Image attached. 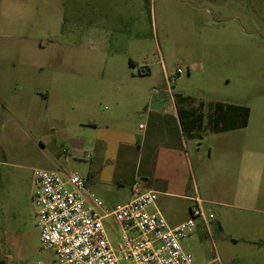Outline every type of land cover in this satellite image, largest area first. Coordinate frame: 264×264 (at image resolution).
I'll return each mask as SVG.
<instances>
[{"label": "rangeland", "instance_id": "rangeland-1", "mask_svg": "<svg viewBox=\"0 0 264 264\" xmlns=\"http://www.w3.org/2000/svg\"><path fill=\"white\" fill-rule=\"evenodd\" d=\"M165 77L174 78V96L202 112L201 138L185 140L190 176L186 171L183 182L189 188L191 177L206 213L224 217L222 232L207 234L198 223L182 249L194 264H237V255L244 264L260 263L244 239L246 224L262 219L220 206L228 203L219 197L230 182L229 166L225 174L218 170L214 149L226 141L238 148L248 139L263 154L254 164L262 191L256 205H263L264 0H0L4 264H59L40 242L30 202L34 169L78 174L90 193L103 188L116 205L127 202L145 163L142 115L170 104ZM216 102L251 110L248 127L231 133L232 140L209 130ZM87 119L97 126L80 128ZM156 203L166 219L187 215L188 202L179 197L159 193ZM103 223L115 246L113 218Z\"/></svg>", "mask_w": 264, "mask_h": 264}, {"label": "built area", "instance_id": "built-area-1", "mask_svg": "<svg viewBox=\"0 0 264 264\" xmlns=\"http://www.w3.org/2000/svg\"><path fill=\"white\" fill-rule=\"evenodd\" d=\"M173 81L165 77L169 96ZM156 200V192L134 181L130 200L109 210L88 191L86 177L41 168L32 172L30 202L40 242L59 264H194L180 243L198 223L209 234L212 214L194 197L188 219L169 227L164 217L148 211ZM107 217L118 228L115 246L104 227Z\"/></svg>", "mask_w": 264, "mask_h": 264}, {"label": "crops", "instance_id": "crops-1", "mask_svg": "<svg viewBox=\"0 0 264 264\" xmlns=\"http://www.w3.org/2000/svg\"><path fill=\"white\" fill-rule=\"evenodd\" d=\"M40 97L43 99V101H47L49 98L47 94L45 95L41 93ZM169 98V105L165 106L164 104V106H162L160 109H148L145 111V114L142 115L144 119V136L141 142V158L143 159L144 157L145 163L144 167L142 168V172L138 173V179L142 184L141 187L145 190H152L157 194L160 193L172 197H179L188 202L186 208L187 215L185 219L181 220L166 219L163 214L165 209L156 202L148 209L150 213L159 214L164 217L169 227H174L184 222L188 218V208L192 198L198 197L202 201L203 205L205 204V201L200 198L198 189L194 187L191 177V186L189 188H186L185 180L183 182V175L186 171H188L190 176V165L186 154L185 140H192L196 137L201 138L200 129L197 130L198 128H193L191 131H189L188 136H185L184 131L181 129L178 110H192L194 117L202 115V112L197 110V107L191 108L186 103L187 98L184 96H174L171 94ZM166 102L167 100H165V103ZM250 115L251 110L249 108V118L245 127L214 134L223 135L222 137L225 140H232L233 134L231 133L248 127ZM79 125L82 129H90L97 126L94 121H91V119L81 121ZM135 142L138 144V142L140 143V140L138 139ZM249 142L250 141L248 139L242 141L241 144L237 145L238 148H236L232 141H226L214 149L215 155L218 158L216 160L218 170L225 174L226 164L229 166L230 182L226 185V189L222 190V194L219 199L224 201L226 200L228 202L220 203L221 207L232 208V210L236 211H250L258 217H261V224H246L248 226L247 228L249 229L248 235L250 237H248V239L245 238L244 242L249 247V249H247L248 252H251V254L256 257L257 260H259V264H264V204L256 205L258 203L259 197L262 196V191L257 188V173L256 167L254 165L255 162H262L263 154L256 149L255 145L249 144ZM71 147L74 150H78V146L76 145L71 144ZM213 152V149L210 148L209 156H212ZM118 154L119 151L116 155L118 156ZM101 155H103L102 151ZM226 160H228V163H226ZM88 178H90L89 174ZM136 180L137 179H133L130 183V198L131 185ZM180 180H182L180 188L178 187V189H174L173 186L175 182H180ZM118 182L122 183L123 181L118 180ZM95 196L102 200L109 210L116 206L114 202H111L110 199H108L107 193L103 188L98 189L99 197L96 194ZM130 198L127 200V202L130 200ZM124 203H126V201H123V204ZM212 220H215V223H212ZM212 220L211 230L214 232H222V220H224V217L219 214L216 215V217L214 216ZM200 227L202 229L201 225ZM236 258L237 264H244L243 262L245 261L241 256L237 255Z\"/></svg>", "mask_w": 264, "mask_h": 264}, {"label": "trees", "instance_id": "trees-1", "mask_svg": "<svg viewBox=\"0 0 264 264\" xmlns=\"http://www.w3.org/2000/svg\"><path fill=\"white\" fill-rule=\"evenodd\" d=\"M189 111L178 110L181 129L184 131L185 136H188L189 131L193 128H198L197 130H199L201 127L202 115L194 117L193 111ZM248 118V107L216 102L211 108V114L208 120L209 130L213 133H219L243 128L246 126ZM0 264H4L1 259Z\"/></svg>", "mask_w": 264, "mask_h": 264}]
</instances>
